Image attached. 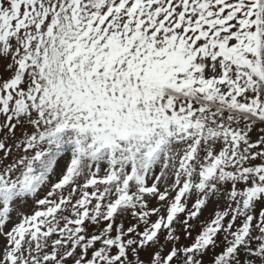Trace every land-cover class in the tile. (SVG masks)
<instances>
[{
	"label": "snow or ice",
	"instance_id": "snow-or-ice-1",
	"mask_svg": "<svg viewBox=\"0 0 264 264\" xmlns=\"http://www.w3.org/2000/svg\"><path fill=\"white\" fill-rule=\"evenodd\" d=\"M0 264H264V0H0Z\"/></svg>",
	"mask_w": 264,
	"mask_h": 264
}]
</instances>
